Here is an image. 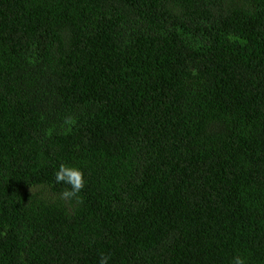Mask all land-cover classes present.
I'll return each instance as SVG.
<instances>
[{"label": "trees", "instance_id": "16d2710c", "mask_svg": "<svg viewBox=\"0 0 264 264\" xmlns=\"http://www.w3.org/2000/svg\"><path fill=\"white\" fill-rule=\"evenodd\" d=\"M102 255L264 264V0H0V264Z\"/></svg>", "mask_w": 264, "mask_h": 264}, {"label": "clouds", "instance_id": "9594fccd", "mask_svg": "<svg viewBox=\"0 0 264 264\" xmlns=\"http://www.w3.org/2000/svg\"><path fill=\"white\" fill-rule=\"evenodd\" d=\"M54 179L56 184L68 186L60 194L62 200H75L77 204L83 203L80 193L86 186V176L80 167L61 163L54 174ZM110 259V256L102 255L98 264H109ZM231 264H248V261L245 256L237 255L233 257Z\"/></svg>", "mask_w": 264, "mask_h": 264}]
</instances>
